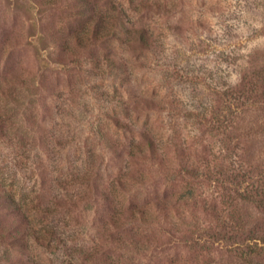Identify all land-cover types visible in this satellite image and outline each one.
Wrapping results in <instances>:
<instances>
[{
    "label": "rangeland",
    "instance_id": "obj_1",
    "mask_svg": "<svg viewBox=\"0 0 264 264\" xmlns=\"http://www.w3.org/2000/svg\"><path fill=\"white\" fill-rule=\"evenodd\" d=\"M263 195L264 0H0V264H264Z\"/></svg>",
    "mask_w": 264,
    "mask_h": 264
},
{
    "label": "trees",
    "instance_id": "obj_2",
    "mask_svg": "<svg viewBox=\"0 0 264 264\" xmlns=\"http://www.w3.org/2000/svg\"><path fill=\"white\" fill-rule=\"evenodd\" d=\"M264 196V195H263ZM245 249L247 250L248 253L251 255L256 254V252L259 250L257 245H250V244H245ZM243 248H240V250Z\"/></svg>",
    "mask_w": 264,
    "mask_h": 264
}]
</instances>
